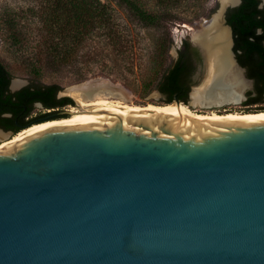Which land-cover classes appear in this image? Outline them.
Returning <instances> with one entry per match:
<instances>
[{
  "label": "water",
  "instance_id": "water-1",
  "mask_svg": "<svg viewBox=\"0 0 264 264\" xmlns=\"http://www.w3.org/2000/svg\"><path fill=\"white\" fill-rule=\"evenodd\" d=\"M218 1L203 24L224 20L253 88L226 20L242 0ZM191 42L204 76L188 104L217 62ZM49 116L19 133L0 128L9 140L73 116L0 147V264H264V116L180 107Z\"/></svg>",
  "mask_w": 264,
  "mask_h": 264
},
{
  "label": "trees",
  "instance_id": "trees-1",
  "mask_svg": "<svg viewBox=\"0 0 264 264\" xmlns=\"http://www.w3.org/2000/svg\"><path fill=\"white\" fill-rule=\"evenodd\" d=\"M175 1L157 0L162 10L154 13L136 0H42L36 8L20 11L14 16L1 15L0 31H8L11 27L10 31L14 32L10 39L22 47L28 41V34L17 30L21 20L25 19L20 14L32 13L41 30L46 32L43 42H38L41 44L37 50L38 66L52 70L71 66L78 61L80 51L92 41L97 48L109 49L117 60L114 61L116 65L123 62L131 76L144 71L141 31H159L161 37L151 54L155 68L153 75L144 81V87L162 94L166 105L176 101L188 104L194 77L203 58L197 48L184 41L178 58L168 62L172 44L168 26L174 18L168 9ZM258 3V0H242L240 6L229 9L226 14L227 24L233 31L236 59L254 85L247 92L245 107L264 105V10H258ZM122 11L135 23L127 22ZM12 79V74L0 59V128L5 131L19 133L31 123L54 114L33 116L37 103L44 104L45 109L73 104L69 97L58 98L61 91L58 84L31 83L11 92Z\"/></svg>",
  "mask_w": 264,
  "mask_h": 264
},
{
  "label": "rangeland",
  "instance_id": "rangeland-1",
  "mask_svg": "<svg viewBox=\"0 0 264 264\" xmlns=\"http://www.w3.org/2000/svg\"><path fill=\"white\" fill-rule=\"evenodd\" d=\"M143 8L150 12L158 13L162 8L158 5L157 0H136ZM42 0H0V16L2 15H16L20 11H25L29 8H36L41 4ZM219 9L218 0H176L168 10L174 14L173 21L170 22L169 34L171 36L172 44L170 48L169 63L178 58L176 53V43H184L201 34L204 30V22L213 17ZM23 19L21 25L17 30L21 33L28 34V41L21 47L16 46L10 39V35L14 31H0V59L9 72L13 76L14 82L22 81L31 83H44V84H58L61 86L59 96L69 97L67 90L74 86L83 85L91 81L109 82L113 85L120 86L122 89L127 90L128 99L125 100L127 104L132 106L145 107L149 104L158 106H167L164 101L165 98L158 91H149L144 87V81L150 75H153L155 68L154 62L151 59L153 48L156 41L161 37L159 31L146 30L141 31V48L143 49V64L144 71L138 76H131L129 71L125 69V64L116 65L117 61L114 55L111 54L109 49L96 47V45L89 41L87 46L80 51L78 61L71 66L62 68L60 70H52L48 67H40L36 64L37 53L40 49L39 43H42L46 32L41 30L39 22L32 13L20 14ZM122 16L127 22L131 24L135 21L122 11ZM6 28V27H5ZM7 30V29H6ZM196 35V36H195ZM195 42V41H194ZM183 45V44H182ZM182 48V47H181ZM179 52V50H178ZM204 71L202 64L199 67L194 80L198 85L203 79ZM84 77V79H80ZM253 88L247 90L250 91ZM115 100L117 98H111ZM241 101L239 104H225L222 106L203 107L197 104L196 106L190 102L187 106L201 114H226V113H256L261 112L264 105L245 107ZM175 104V103H173ZM172 105V104H170ZM74 105L68 109L72 110ZM48 113L47 110L37 105L34 110L33 116ZM14 138L7 140V138H0V146L9 143Z\"/></svg>",
  "mask_w": 264,
  "mask_h": 264
},
{
  "label": "bare ground",
  "instance_id": "bare-ground-1",
  "mask_svg": "<svg viewBox=\"0 0 264 264\" xmlns=\"http://www.w3.org/2000/svg\"><path fill=\"white\" fill-rule=\"evenodd\" d=\"M224 5L235 4L238 0H221ZM205 30L198 34L194 38V43L199 47H202L207 55L211 59H217V62L213 64L212 69L218 68L217 74L213 71L211 77L216 78L215 83L211 85L210 79H207L205 83L194 88L192 92V103L196 106L199 104L203 107L222 106L225 104H239L244 100L247 90L251 88V84L244 78L243 70L236 64L232 51V32L228 26L224 24V20L221 17H215V19L209 24L204 25ZM210 82V83H209ZM25 82L18 81L12 82L14 89L20 88ZM67 94L75 99L78 103V107H74L71 112L73 115L80 112L83 109L95 108V107H119V108H131V109H144V110H164L172 111L177 107H180L187 114L202 117V118H228V117H241V116H264V112L257 113H226V114H201L191 110L186 105L179 106L178 104H172L167 106H158L149 104L145 107L132 106L127 104L125 100L128 99L127 90L122 89L120 86L113 85L109 82L91 81L83 85L74 86L67 90ZM117 98L112 100L111 98ZM73 119L71 116L68 119L55 120L46 122L40 125H35L29 129L40 127L43 125L68 121ZM27 129V130H29ZM27 130L22 131L20 134L14 137L11 142H14ZM0 138H7V135L0 132ZM9 142V143H11ZM5 143L2 146L9 144ZM1 147V146H0Z\"/></svg>",
  "mask_w": 264,
  "mask_h": 264
},
{
  "label": "flooded vegetation",
  "instance_id": "flooded-vegetation-1",
  "mask_svg": "<svg viewBox=\"0 0 264 264\" xmlns=\"http://www.w3.org/2000/svg\"><path fill=\"white\" fill-rule=\"evenodd\" d=\"M259 1V3H258V6H257V8H258V10H264V0H258ZM261 32V30H259V33ZM11 83H12V81H11ZM10 87H11V84H10ZM10 91H11V89H10ZM12 92V91H11ZM58 98H63V97H59V94H58ZM41 104V103H40ZM38 105V103L37 104H35V107ZM42 105V108H44V104H41ZM72 105H76L74 102H73V104H67V105H64V106H59L58 108H56V109H45V110H47L48 111V113H50V112H54V113H56V112H58V111H63V110H69L68 108L70 107V106H72ZM47 118H51V116H45L44 118H41V120H44V119H47Z\"/></svg>",
  "mask_w": 264,
  "mask_h": 264
}]
</instances>
